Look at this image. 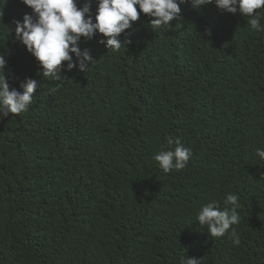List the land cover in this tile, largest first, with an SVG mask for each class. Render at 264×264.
Masks as SVG:
<instances>
[{
  "label": "trees",
  "instance_id": "16d2710c",
  "mask_svg": "<svg viewBox=\"0 0 264 264\" xmlns=\"http://www.w3.org/2000/svg\"><path fill=\"white\" fill-rule=\"evenodd\" d=\"M180 8L155 31L141 14L117 52L82 38L96 62L52 93L61 82L15 36L31 9L0 0L10 90L39 81L29 110L0 120V264H264V8L261 30L213 4ZM177 139L192 156L165 173L153 156ZM228 193L239 245L196 219Z\"/></svg>",
  "mask_w": 264,
  "mask_h": 264
},
{
  "label": "clouds",
  "instance_id": "9594fccd",
  "mask_svg": "<svg viewBox=\"0 0 264 264\" xmlns=\"http://www.w3.org/2000/svg\"><path fill=\"white\" fill-rule=\"evenodd\" d=\"M31 9L22 21H14L16 38L25 46L40 66L38 75L51 81H57L50 92L55 93L62 87L66 77L63 72L78 69L87 71L96 60L89 49H81V39L92 40L100 36V44L105 45L108 52H117L131 43L129 38L121 41L120 36L133 27L141 14L150 19L155 31L169 22L178 19L180 5L190 4L199 10L201 6L215 5L221 13L239 14L249 18L253 30H261L260 13L264 8V0H94L95 13L92 11L93 0H20ZM139 9V11L137 10ZM2 15V13H0ZM10 33L12 30L8 28ZM75 58V61H74ZM66 64V67H65ZM7 59L0 54V120L10 114H21L29 110L33 103V93L39 87V81L26 78L10 90L6 78ZM169 144L173 141L169 139ZM174 149L161 148L153 159L159 168L170 173L184 169L191 156L190 148L185 147L177 139ZM256 156L264 160V148L256 149ZM221 209L215 202L203 205L197 213L199 225L206 226L212 237H222L231 228V237L235 245L240 244V237L232 227L240 222L239 197L228 193ZM201 260L181 256L179 264H200Z\"/></svg>",
  "mask_w": 264,
  "mask_h": 264
}]
</instances>
